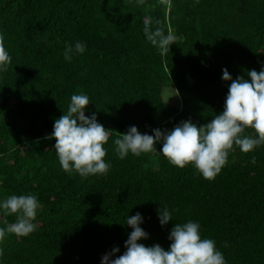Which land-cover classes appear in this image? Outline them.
I'll use <instances>...</instances> for the list:
<instances>
[{"label":"trees","instance_id":"trees-1","mask_svg":"<svg viewBox=\"0 0 264 264\" xmlns=\"http://www.w3.org/2000/svg\"><path fill=\"white\" fill-rule=\"evenodd\" d=\"M146 23L174 35L165 55L145 39ZM0 36L12 58L0 73V199L39 201L37 230L0 240V264H100L119 248L115 259L132 230L126 217L137 212L145 246L167 250L174 224L193 220L227 264H264V146L231 151L209 181L170 165L161 145L121 160L113 144L130 126L152 135L220 114L231 83L222 69L249 79L264 67V0H0ZM76 41L86 51L66 62L65 42ZM80 93L90 101L85 115L111 130L109 172L86 180L62 171L46 138ZM164 205L177 211L162 228ZM4 220L15 217H0V227Z\"/></svg>","mask_w":264,"mask_h":264},{"label":"clouds","instance_id":"clouds-1","mask_svg":"<svg viewBox=\"0 0 264 264\" xmlns=\"http://www.w3.org/2000/svg\"><path fill=\"white\" fill-rule=\"evenodd\" d=\"M143 34L160 55L169 52L174 42L171 32L153 28L150 23L145 24ZM85 51L86 44L81 41L65 42L63 58L71 62L74 56L83 55ZM11 62L0 36V73L6 72ZM247 77L249 79H233L227 69H222V81L231 82L223 111L205 125L198 127L191 120L181 121L172 130L153 129L152 135L141 134L136 126H130L126 133H119L113 140L117 158L123 160L129 155L139 157L157 152L156 145H161L159 153L170 165L180 169L191 166L203 179L214 180L231 151L238 148L242 153H251L264 146V67L259 72L248 70ZM89 104L87 94H73L66 112L54 121L53 131L46 137L55 140L53 148L62 171L77 174L82 180L107 175L111 167L110 162L105 161V145L111 130L98 123L95 113L85 115ZM247 129L252 130L251 134H244ZM251 162L255 163V157ZM38 209L35 195H9L0 199V217H15L14 222L3 221L0 240L7 234L21 238L35 232ZM176 211L169 210L167 205L157 210L162 228L173 221ZM142 223L144 217L140 212L126 217L123 225L132 229L124 244L126 251L113 259L119 252V248H113L102 256L100 264H227L216 241L202 238L197 221L175 223L168 235L167 250L159 244L139 243L148 239V233L140 226ZM227 246L225 243L224 247Z\"/></svg>","mask_w":264,"mask_h":264},{"label":"rangeland","instance_id":"rangeland-1","mask_svg":"<svg viewBox=\"0 0 264 264\" xmlns=\"http://www.w3.org/2000/svg\"><path fill=\"white\" fill-rule=\"evenodd\" d=\"M167 92L169 93L170 98H172L173 102H175L176 95H175L173 89H171V88H167Z\"/></svg>","mask_w":264,"mask_h":264}]
</instances>
